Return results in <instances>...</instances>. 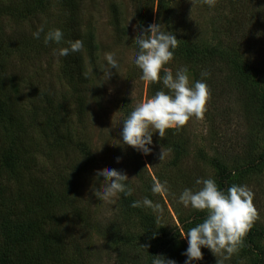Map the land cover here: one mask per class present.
Segmentation results:
<instances>
[{
  "label": "rangeland",
  "instance_id": "1",
  "mask_svg": "<svg viewBox=\"0 0 264 264\" xmlns=\"http://www.w3.org/2000/svg\"><path fill=\"white\" fill-rule=\"evenodd\" d=\"M243 1L214 0V6L209 7L202 0H163L164 14L157 20L155 0H72L67 7L64 0H0V85L15 94L13 102L18 109L13 125L20 126L17 146L26 153L30 168V173L25 174V168L18 167L21 182L16 178L19 175L0 173V187L5 186L0 197V255L13 252L8 258L14 264H148V224L155 230L171 231L180 229V222L191 217L200 216L202 220L204 212L185 208L177 200L185 187H199L195 184L198 177H212L218 182L213 159L229 169L237 163L243 167L246 159H254V166L233 171L230 178L231 184L247 185L253 192L257 218L252 228L264 233V159L258 158L264 151V123L257 121L252 129L246 125L247 113L242 110L235 86L216 82L209 88L202 118H191L179 130L167 129L164 137L153 133V151L146 156L118 144L120 125L115 121L116 115L117 120L123 119L137 102L152 96L150 83L140 79V70L132 63L141 21L144 25L162 23L176 36L178 45L188 42L196 49L220 42L229 45L231 40L221 32L223 25L219 26V22L223 17L229 19V10H237ZM248 3L256 10H251L249 4L246 9L253 14L261 11L263 16L258 18L264 20V0ZM41 24L46 31L60 28L65 41H83L79 53L87 82L80 87L85 97L82 106L79 92L64 75L66 56L53 54V49L67 44L45 46L43 34L40 40L33 39L32 31ZM243 34L236 36L237 43L246 45L245 58L251 60L264 90V37L254 40ZM106 52L114 54L118 67L112 70L111 80L102 85L97 76ZM174 54L164 68L174 71L181 64L190 68L195 63L189 59L188 64L182 55ZM195 75L189 69L190 83ZM252 116L257 119L255 114ZM161 147L172 151L159 161ZM109 168L121 170L131 179L132 201L147 196L161 205L162 213L148 208L128 210L122 206V196L115 205L102 203L91 191V185L97 170ZM33 179L42 186L40 189ZM154 180L167 182L170 194L151 193ZM31 187L33 192H52L60 235L56 244L61 247L46 254L38 247L30 252L32 258L21 262L23 259L12 250L16 246V230H7L4 223L16 215L22 216L21 208L12 214L10 208L19 202L17 196L28 193ZM10 190L12 194L8 193ZM183 233L178 230L175 243L162 257L183 264L185 257L181 253L187 247L186 237L181 238ZM201 252L202 259L194 264H216L222 259L206 248H201ZM260 261L264 264L262 237L253 239L249 249L244 241L239 252L223 264Z\"/></svg>",
  "mask_w": 264,
  "mask_h": 264
},
{
  "label": "clouds",
  "instance_id": "2",
  "mask_svg": "<svg viewBox=\"0 0 264 264\" xmlns=\"http://www.w3.org/2000/svg\"><path fill=\"white\" fill-rule=\"evenodd\" d=\"M202 3L209 7L214 6V0H202ZM137 32L132 63L140 70L142 81L149 83L159 81L162 87L151 97L137 102L123 119L117 120L116 115L115 121L120 125L118 144L130 146L146 156L153 151V133L164 137L167 129L179 130L191 118H202L210 96V89L206 83L210 73L206 69L201 70L200 78L193 79L190 83L188 66L181 64L174 71L164 68L173 60L178 40L162 23L152 22L146 26L141 24ZM41 34L45 46L50 43L67 44L53 49V54L59 57L80 52L84 47L80 39L65 41L60 28L52 27L46 31L41 24L31 33L33 39L37 40L41 39ZM103 59L104 62L99 68L100 75H96L102 85L111 80L112 70L118 67L112 52H106ZM90 71L93 72V69ZM171 151V148L161 147L158 153L159 161L165 159ZM119 160L117 157L116 162L119 163ZM130 180L121 170L113 168L97 170L94 173L91 191L102 203L115 205L121 196L127 198L133 195L134 189L130 185ZM195 184L199 187L195 189L185 187L177 200L185 208L205 213L199 223L181 235V238L186 237L187 243L186 249L181 253L185 257L183 264H194L195 261L201 260V248L208 249L214 256H221L222 259L217 260L216 264H223L224 260L239 252L247 232L257 218L252 203L254 194L244 184L232 183L226 189H222L212 177H198ZM150 191L153 194H170L167 182L159 180L152 182ZM129 206L148 208L157 214L162 213L161 205L154 203L147 196L133 200ZM188 223L192 221L189 220ZM151 257L150 264H177L175 260L162 256Z\"/></svg>",
  "mask_w": 264,
  "mask_h": 264
},
{
  "label": "trees",
  "instance_id": "3",
  "mask_svg": "<svg viewBox=\"0 0 264 264\" xmlns=\"http://www.w3.org/2000/svg\"><path fill=\"white\" fill-rule=\"evenodd\" d=\"M155 1H157L158 5V20L164 14L163 9L166 6L163 0ZM64 3L66 7L71 6L72 0H64ZM248 4L251 5L248 3V0H244L237 10H229L231 13L229 19L223 17L219 22V26L223 25L222 30L219 29L225 37H229L231 40L229 45L220 42L218 44L204 46L203 49H196L191 45L192 43L184 42L181 45H178L176 48L178 51L175 52L182 55L181 57L185 58L188 64L189 59L195 60L194 65L189 69L196 74V79L200 78L201 70H208L210 75L207 78L206 83L209 88L214 87L216 82L220 84L222 81L231 86H235L239 95L242 110L247 113L245 116V123L250 129H252L257 124V121L264 123V90L261 88L258 73L252 66L253 64L251 60L245 58V56H247L245 53L246 49L244 48L246 45L241 44L239 46L236 36L239 38V33L245 32L243 35H249L254 40L255 38L258 39L264 37V34L261 33L264 29V20L262 17L258 18L263 16L261 11H256V14L250 13V9L256 10V8L251 5V8L247 10L246 8L249 6ZM245 10L249 12H245ZM247 21H249V23ZM141 24H143L142 21L139 25ZM241 38L244 40L243 36H241ZM193 49H195V51ZM175 55L176 54H174V57ZM63 67L64 75L69 84L72 85L74 91L79 92L77 97L79 105L82 106L85 103V97L83 93L84 91H81L80 87L86 84L87 75L83 58L80 53L76 52L67 55ZM162 73L163 70H161V74ZM161 87L162 85L159 81L150 83L149 90L151 95H154V93L160 90ZM14 89V92H17L18 89ZM15 98V94H13L12 91L8 92L6 86L0 85V173L1 171H5L6 173L9 172L15 176L19 175L16 178L19 179L18 182H21L22 174L19 173L18 167H21L20 165H22L21 168H25V174L27 172L30 173V168L26 165V153L23 148L17 146L20 136L18 133L20 126L13 125L15 111L18 109L17 103L13 102ZM253 114L257 116L258 120L252 116ZM59 142L61 143V141ZM22 153L23 155H21ZM258 158L264 159V151ZM212 163L218 171L217 184L222 189H226L231 185L230 177L233 171H241L255 165L254 159H246L245 166L243 167L237 163L234 169H229L216 159H213ZM32 181L37 187H39V189L42 187L35 182V179ZM4 187V185L0 187V197L5 191ZM8 193L12 194L13 191L10 190ZM17 197L19 200L17 204L19 206L14 204L13 207L10 208V213L12 214L21 208L22 216L17 217L16 215L15 217L10 218L4 223V226L7 230L9 227H14L16 230V246L15 249L12 250L23 259L21 262H25V259L29 260L32 258L30 252L38 247H42V252L45 254L48 253L50 249L51 251L60 249L61 246L56 244L57 241H60V235L57 232L59 224L55 223L57 217L55 216L56 209L52 192H47L45 194L36 190L33 192V188L31 187V190H29L28 193L24 194L21 192ZM121 201L124 208L128 210L132 209V207L129 206L132 202L130 197L124 198L122 196ZM189 220H191L192 223H188ZM200 221V216L191 217L188 220L180 222V229L186 232L188 228L195 226V224ZM180 229H174L171 231L164 229L155 230L152 224H148L145 229V236L152 244V246L151 244H147L146 247L149 252L148 264H150L152 259L151 256H161L165 250L175 243L178 236L177 232ZM259 237L264 238V233L259 229L257 230L251 227L244 238L246 248L249 249V244L251 245L253 239ZM12 255L13 252L9 255H0V264H14V262L8 258H11ZM18 256L16 257L18 258ZM258 264H261V261L258 262Z\"/></svg>",
  "mask_w": 264,
  "mask_h": 264
}]
</instances>
